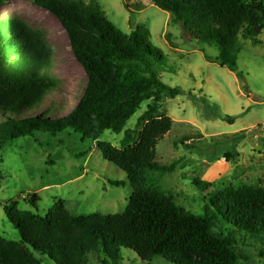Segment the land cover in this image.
I'll return each instance as SVG.
<instances>
[{
	"label": "trees",
	"instance_id": "1",
	"mask_svg": "<svg viewBox=\"0 0 264 264\" xmlns=\"http://www.w3.org/2000/svg\"><path fill=\"white\" fill-rule=\"evenodd\" d=\"M60 22L70 49L82 65L86 82L67 111L26 112L39 104L58 83L43 71L53 64L44 33L12 17L0 21V150L8 142L35 131L52 135L71 128L81 139H91L101 156L125 172L132 188L119 213L73 215L62 200L44 215L4 205L6 218L21 241L0 237V264H41L33 251L55 264H84L86 252L120 247L149 263L161 256L172 264H239L235 232L264 240V186L226 187L210 199L217 213L195 214L177 205L171 194L147 184V171L171 172L174 164L155 161L156 146L170 131L172 119L158 114L163 98L181 91L163 82L164 56L149 40L148 29L120 31L97 3L80 0H32ZM171 15L172 22L199 41L218 50L209 61L242 77L237 59L240 36H255L264 29V0H150ZM150 101L136 126L123 131L116 147L99 137L105 130L119 133L126 122ZM232 123L231 116L214 115ZM242 132V131H239ZM235 133V141L241 138ZM234 146L225 152L234 157ZM201 191L211 183L193 176ZM118 185L119 182H112ZM37 198L29 199L34 207ZM233 231L222 232L224 224ZM224 227V226H223Z\"/></svg>",
	"mask_w": 264,
	"mask_h": 264
},
{
	"label": "rangeland",
	"instance_id": "2",
	"mask_svg": "<svg viewBox=\"0 0 264 264\" xmlns=\"http://www.w3.org/2000/svg\"><path fill=\"white\" fill-rule=\"evenodd\" d=\"M97 3L107 18L122 32L148 29L149 40L164 56V83L180 89L173 98H163L158 114L168 115L172 127L156 146L155 161L174 164L171 172L147 171V184L171 194L177 205L195 214L217 213L210 199L222 189L244 185L264 186V29L255 36H240L238 70L242 77L206 58L218 54L216 46L187 34L169 12L150 0H80ZM12 17L41 30L52 53L53 64L43 71L57 83L42 101L26 112L45 108L65 112L85 85L82 65L70 49L60 22L32 0H0V21ZM150 101L126 122L119 133L105 130L100 140L120 146L123 131L134 128ZM231 116L230 123L214 115ZM242 131V132H239ZM241 138L235 141V133ZM234 146V157L225 152ZM198 176L211 183L205 191L191 179ZM119 182L118 185L112 182ZM132 188L123 170L102 158L95 142L66 128L52 135L35 131L8 142L0 150V237L20 242L18 231L6 218L4 205L16 203L22 210L44 215L62 200L73 215L119 213L125 209ZM35 195L36 206L29 199ZM219 220L221 214L217 213ZM221 224H224L221 222ZM224 226V227H223ZM220 227L224 233L233 225ZM235 232L239 264H264V240ZM32 251L41 264H55ZM112 258L103 250L86 252L84 264H172L161 256L146 263L131 250L120 247Z\"/></svg>",
	"mask_w": 264,
	"mask_h": 264
},
{
	"label": "water",
	"instance_id": "3",
	"mask_svg": "<svg viewBox=\"0 0 264 264\" xmlns=\"http://www.w3.org/2000/svg\"><path fill=\"white\" fill-rule=\"evenodd\" d=\"M260 29L259 28H255V33H258Z\"/></svg>",
	"mask_w": 264,
	"mask_h": 264
}]
</instances>
